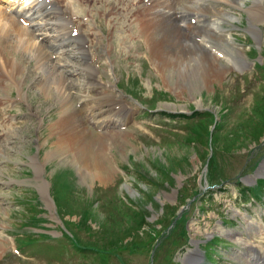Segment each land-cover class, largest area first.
<instances>
[{
	"label": "rangeland",
	"instance_id": "1",
	"mask_svg": "<svg viewBox=\"0 0 264 264\" xmlns=\"http://www.w3.org/2000/svg\"><path fill=\"white\" fill-rule=\"evenodd\" d=\"M81 1L73 40L87 36L88 47L78 53L74 41L61 54L72 74L58 53L42 71L13 37L6 52L25 71L20 88L0 81V264H264V0L219 7L232 51L206 38L224 70L216 76L198 61L174 67L175 47L165 58L149 48L138 4ZM87 62L90 94L110 86L125 106L106 129L81 110ZM61 76L68 106L49 83ZM73 109L82 125L61 126Z\"/></svg>",
	"mask_w": 264,
	"mask_h": 264
},
{
	"label": "bare ground",
	"instance_id": "2",
	"mask_svg": "<svg viewBox=\"0 0 264 264\" xmlns=\"http://www.w3.org/2000/svg\"><path fill=\"white\" fill-rule=\"evenodd\" d=\"M8 1H11V4L21 3V5L17 8H13V7L7 8V10H5L4 8L0 9V72H1L0 81L2 79H5L7 80V82H11L12 85L14 86L18 84V88H20V85L22 84V74L23 71H25V67H24L25 65L22 66L18 62V60H16L15 58L9 59V57L6 55V52L9 55L12 49L15 48L14 47L15 44H17L16 46L18 49L15 48L17 51L19 52L23 51L28 53L33 59L36 60V64L42 69L45 66L46 68H48L47 66L48 63H50V57H51L50 55L52 53L60 54V55H56V57L58 58L57 60L62 61V65H63L61 66L62 70H64V73L69 72L72 74L75 68L67 64L68 61L67 63L66 62L64 63L61 54L66 55L65 50H68L67 46L70 43H74L75 40H73V38L69 36L68 32L70 33V30H68L67 32L66 29H63V26L61 24L72 22V17L74 14L73 12L75 10H80L79 5H81L82 1L69 0L68 4H64V0H24L21 2H16V0H8ZM26 1H28L27 8L24 7L26 3L23 4ZM145 1L146 3H144ZM208 1L209 0H198V1L124 0V3H121L122 7H118V8L120 10L122 9L123 11L126 10L128 11L129 9L128 3L130 4L133 3L135 6L137 4L139 5V7L138 5L134 7L135 9H139L141 19H143L141 21L142 24L141 25L137 24L138 28H136L139 30V36L142 37L147 42L149 48H151L155 53L160 54V56L164 58L167 57L168 54L166 53L165 45L166 46L168 45L170 47L171 46L175 47L176 52H174V56L172 57L173 58L172 62L174 67H179V66L182 67L184 65L190 67L193 61H198L201 63L202 66H205L207 70L209 69L208 71L209 75L213 76L215 74H221L224 70L222 71L223 67L222 69L219 68L220 64L222 63L219 61L217 56H215L206 49L205 47L207 44L206 38L214 42L216 45L218 44V46L226 52V55L225 52L224 54L221 52L222 56L229 55V52L232 51L231 47L227 45V41L231 39L230 34L228 33L227 37L224 36L225 34L222 32L223 29L220 21L223 20L224 18V21L227 22V20L225 19H228L230 16H228L227 13H225L224 11L219 10V7L221 5L225 6V4L226 5L231 4L232 6L237 7V2H240L242 0H210L211 2L214 3L209 4V6L206 4ZM105 3H108V0H106ZM253 3L254 4L250 7V10L254 12L255 17L256 16L261 17V15L257 14L259 12H262L260 6H258L260 2H253ZM143 12L145 17L143 16ZM136 13H138V10L136 11ZM116 14L117 13L114 11L111 16H115ZM14 16H16L17 19H15ZM62 17H66V18L62 20ZM187 17L193 19L194 20L193 22L195 24L191 25L190 23H182V21L186 20ZM18 18H21L27 24V26L21 25L18 22ZM198 24H201V26ZM195 25L197 27H195ZM49 28L52 29L51 30L52 32L54 28H56L55 30L56 33L49 35L46 31ZM128 29H130V27ZM193 30L197 31V33H195ZM90 31L87 33L88 34L92 33L90 37L92 38V36L96 33L94 32L95 30L92 32ZM35 33L36 35H38L37 37H35ZM162 34L164 35L163 37L164 39H159L158 35H162ZM39 36L41 37V40L38 38ZM49 36H52L51 37L52 41L49 39L50 40L49 43L44 42V40L49 38ZM12 37L13 39H15V43L12 42L14 45L11 44ZM83 37L84 36L78 38V40L75 41L77 43L76 48L77 46H80L78 48L79 50L78 53L85 51V48L84 46H82V44L85 41H89L87 36L85 38ZM193 37L195 38L198 37L199 40L195 41L192 39ZM68 51H70V54H67V56L72 54L71 52L72 50H68ZM83 54H85V52ZM106 54H109V51H107ZM87 63L88 64L85 65V68L82 66H78V69L80 71L83 72L88 71L86 74L87 85L83 88L84 89L83 91L87 90L88 93L87 95H82L81 92L79 93L81 96L77 94L78 97L80 96L79 99L82 100L81 110L84 111L85 113L84 120L90 121V123L94 124L97 128L103 126L108 127L109 124L112 123L113 125H115L116 123L114 121L118 119V115H127V114H122L121 112L122 109L115 110V107L120 104L119 107L121 108L124 105H121V101H117L119 95L113 93L112 91L113 88L111 89L110 86L107 88L108 89L107 93H109V96L104 95L106 92L102 93L101 91L100 92L97 91L98 93L97 92L95 93V95H97L98 97H100V94H102L101 99H98L96 98L97 96L94 97L93 95L90 94L91 91L93 92L96 89V88L93 89V87L95 85H98V83L94 82L95 79L92 77L93 74L92 72L94 71L91 68H89L90 67L89 62ZM44 69L42 71H44ZM4 70L9 71L11 73V78H5L2 76L5 75ZM45 71H47V69ZM56 78H52V80L49 83H52V85L53 84L56 85L55 87L56 92L57 91L59 92L61 96L60 98L62 99L64 106L66 105L68 106L71 97V92L70 90H68V88H65L64 86V82H65L64 76H61L58 81H56L57 80ZM6 88L7 87H3L0 89L2 90ZM92 98L94 99V102L96 101L99 106L102 105L105 106V108H103L105 112H100L102 111L100 110L99 111L100 113L98 114L97 109H94L93 106H88ZM70 112L71 114L66 112V114L60 118L59 120L60 125L64 126V124L71 125L74 123L82 125L81 121L79 120L80 112H78V110L75 109L70 110ZM103 115L105 117H102ZM112 115H116V117L115 118L111 117ZM77 133L80 135L79 132H74L72 134L74 142L81 141V138L78 137Z\"/></svg>",
	"mask_w": 264,
	"mask_h": 264
}]
</instances>
